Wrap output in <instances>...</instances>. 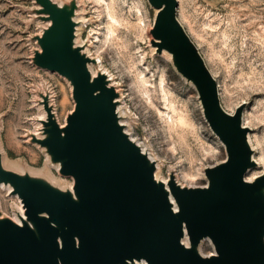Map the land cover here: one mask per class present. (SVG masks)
Listing matches in <instances>:
<instances>
[{"label":"water","instance_id":"water-1","mask_svg":"<svg viewBox=\"0 0 264 264\" xmlns=\"http://www.w3.org/2000/svg\"><path fill=\"white\" fill-rule=\"evenodd\" d=\"M32 1L29 13L42 26L29 37L30 63L68 82L73 108L61 125L44 83L28 139L71 183L18 171L0 148V186L21 204L14 219L0 211V264H264V171L246 177L259 165L244 104L222 107L215 78L177 18L178 0H147L155 10L150 45L195 89L223 146V159L203 168V185H183L173 171L160 178L159 161L131 137L117 84L105 70L92 71L99 61L78 42L79 0ZM204 240L208 254L200 251Z\"/></svg>","mask_w":264,"mask_h":264},{"label":"rangeland","instance_id":"rangeland-1","mask_svg":"<svg viewBox=\"0 0 264 264\" xmlns=\"http://www.w3.org/2000/svg\"><path fill=\"white\" fill-rule=\"evenodd\" d=\"M79 43L117 84L120 106L131 137L159 161L157 173L173 171L183 185H203V168L223 159L221 142L203 118L197 93L173 68L166 53L155 54L150 28L155 10L147 0H79ZM32 0H0V148L12 168L47 176L67 186L47 164L42 150L29 143L41 109L37 90H53L58 121L73 108L68 82L30 63L36 47L29 40L42 22L29 13ZM177 18L202 55L218 85L222 107L244 104L243 124L264 171V0H178ZM161 85V87H160ZM162 88V89H161ZM173 108V109H172ZM259 158V160H258ZM24 165L22 169L20 163ZM19 199L0 186V211L14 218ZM208 254V240L200 245ZM144 264V263H141Z\"/></svg>","mask_w":264,"mask_h":264},{"label":"bare ground","instance_id":"bare-ground-1","mask_svg":"<svg viewBox=\"0 0 264 264\" xmlns=\"http://www.w3.org/2000/svg\"><path fill=\"white\" fill-rule=\"evenodd\" d=\"M160 87H161V85H160ZM162 89V88H161ZM173 109V108H172ZM61 125H63L64 123H60ZM218 139V138H217ZM251 141V140H250ZM254 159H255V156H254ZM258 160H259V158H258ZM256 161V160H255ZM257 162V161H256ZM259 165V164H258ZM158 167V166H157ZM253 170V169H252ZM252 170H249L248 172H247V174H246V177L248 178V179H252V178H254L256 175H251V171ZM258 175V174H257ZM165 181V180H164ZM14 219V218H13Z\"/></svg>","mask_w":264,"mask_h":264}]
</instances>
